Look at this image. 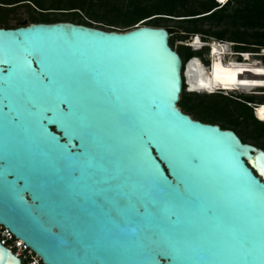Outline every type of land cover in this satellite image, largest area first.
Here are the masks:
<instances>
[{
  "label": "water",
  "instance_id": "95a60500",
  "mask_svg": "<svg viewBox=\"0 0 264 264\" xmlns=\"http://www.w3.org/2000/svg\"><path fill=\"white\" fill-rule=\"evenodd\" d=\"M171 38L0 28V224L43 264H264V150L184 113Z\"/></svg>",
  "mask_w": 264,
  "mask_h": 264
},
{
  "label": "trees",
  "instance_id": "16d2710c",
  "mask_svg": "<svg viewBox=\"0 0 264 264\" xmlns=\"http://www.w3.org/2000/svg\"><path fill=\"white\" fill-rule=\"evenodd\" d=\"M187 4L188 0H0V13L4 11L6 14L4 17L1 16L2 14L0 15V28H19L10 26L5 18L10 11L26 6L37 15L31 16L30 24L72 23L90 28H95L93 23H101L104 26L118 24L129 28V30L124 31L128 32L144 23L146 26L168 29L172 35L170 43L173 49L176 43L174 34L178 35L180 32L186 34L181 37L182 43L201 35L204 43H209L207 40L213 38L219 41L230 40L238 48L236 53L258 54L257 51H248L247 48L251 46L263 47L264 49V41L253 44L245 39L244 34L240 35L238 32L242 28H262L264 30V0H230L223 7L221 4L218 5L212 1L203 5L205 12L189 9ZM182 10L185 11L182 12ZM53 15L56 17L52 18ZM170 21L180 22L186 26L174 29L167 24ZM204 26H208L209 29L203 30L202 27ZM97 29L112 32L103 27ZM232 30H234L233 34ZM229 35L230 38L227 37ZM205 49L208 48L203 50ZM203 50L193 52L190 46H180L177 52L186 65L192 58L200 59ZM211 98L215 101L214 103L195 104V101L199 100L200 97L194 93L187 94L185 86L180 107L194 120L218 125L223 130H232L238 134L244 143H247L243 133L237 130V124L229 121L233 113L228 109L233 107L232 110L239 113V118H249L253 122L254 132L258 134V137L264 136V123L255 119L252 111L253 105L257 103L251 100L243 101L239 98L236 100L241 103L232 102L234 105L232 106L229 104L230 101L228 103L221 101L222 103L219 104V100L216 101L217 97ZM221 99L226 98L221 97ZM258 104H264V102Z\"/></svg>",
  "mask_w": 264,
  "mask_h": 264
},
{
  "label": "bare ground",
  "instance_id": "6f19581e",
  "mask_svg": "<svg viewBox=\"0 0 264 264\" xmlns=\"http://www.w3.org/2000/svg\"><path fill=\"white\" fill-rule=\"evenodd\" d=\"M224 4L228 0H218ZM194 47L200 49L199 40ZM227 56V57H226ZM236 53L227 54L224 43H213L209 58L211 59L210 69L205 68L198 59H192L184 68L185 85L190 92L212 95L214 93H250L257 91V96H264V63L260 60H253L256 55L246 54L243 61ZM256 119L264 123V104L254 105ZM251 165L261 174V170L254 162Z\"/></svg>",
  "mask_w": 264,
  "mask_h": 264
},
{
  "label": "rangeland",
  "instance_id": "374dc122",
  "mask_svg": "<svg viewBox=\"0 0 264 264\" xmlns=\"http://www.w3.org/2000/svg\"><path fill=\"white\" fill-rule=\"evenodd\" d=\"M215 1V3H217L218 5H220L218 3V0H188V4H187V8H191L193 10H198V11H202L205 12V8L203 5H207L210 2ZM185 10H182V12H184ZM2 14V15H1ZM4 11L3 13H0L1 16L4 17ZM6 15V14H5ZM37 16L32 10H30L28 7L26 6H21L18 7L16 9H14V11H10L9 14L6 16V21L7 23L12 26V27H20V26H29L30 24V18L31 16ZM56 15H53L52 18H55ZM60 18V17H58ZM20 24V25H19ZM144 24V23H143ZM171 28H176V27H183L186 26L185 24H180V22H176V21H170L167 23ZM2 26V25H1ZM93 26L95 28H104V29H108L110 31H120V32H124L129 30V28H125L124 26L115 24L114 26H104L101 23H93ZM203 30H208L209 27L208 26H204L202 27ZM217 30V29H216ZM182 31V30H180ZM232 30V34H233ZM241 34H244L245 39H247V41L253 43V44H258L262 41H264V30L262 28H242L239 29L238 31ZM232 34H230L232 36ZM186 34L184 32H180V34H174V37L176 39V43L174 46V49L176 51H178L180 46H190L187 42L182 43L181 37H184ZM230 35L227 36L228 38H230ZM193 43L192 45H195V43L199 40L200 42V47L201 45V40L202 39L201 35H197L193 38ZM209 41V43L213 44V43H224V45L226 46V50H227V54H232L238 51V48L235 47V43L230 42V40H225V41H219L217 39H210L207 40ZM192 51L195 52L197 51L196 48H192ZM249 52H258L260 53L263 49V47H258V46H251L250 48H247ZM211 48L209 47L208 49L203 50V53L200 54V59H198L201 64L205 67V68H209V66L211 65V59L209 58V54H210ZM250 54V53H249ZM227 57V56H226ZM243 61L242 57H235L236 60L240 61L241 59ZM253 60H260L261 62L264 63V58H259V57H253ZM209 70V69H208ZM190 88H188L186 86V93L190 94L191 92L189 91ZM257 91H252L250 93H244V92H236V93H219V94H214L216 96H211V95H207V94H198V93H194L197 96L200 97L199 100L195 101V104H199V103H203V104H210V103H214L215 101L212 100L211 97H217L218 99H216V101H218V103L220 104L221 101H223V103H228L230 101L229 104H231L232 106L233 103L232 102H237L238 100L236 99H242L243 101L247 100V101H253L255 103H263L264 102V96H257L256 94ZM220 97V98H219ZM222 98H226V99H221ZM194 98H196V96H194ZM235 98V99H234ZM222 103V102H221ZM241 103V102H240ZM249 106V105H248ZM251 107V106H250ZM254 107V105H253ZM233 107L229 108L228 110L233 113V115L231 116L230 120L231 123H236V128L238 131H241L244 135V137L246 138V142L248 144L254 145L260 149H264V136H259L258 134L254 132V124L253 122L249 119V118H239L240 115L238 112H235L234 110H232ZM252 108V107H251ZM254 117L256 119V115H255V110L252 108ZM226 120V119H225Z\"/></svg>",
  "mask_w": 264,
  "mask_h": 264
},
{
  "label": "built area",
  "instance_id": "2783aa9c",
  "mask_svg": "<svg viewBox=\"0 0 264 264\" xmlns=\"http://www.w3.org/2000/svg\"><path fill=\"white\" fill-rule=\"evenodd\" d=\"M257 57L264 58V50L258 53ZM0 241L21 258L24 264H43L41 259L31 249L21 240L16 239L15 236L1 224Z\"/></svg>",
  "mask_w": 264,
  "mask_h": 264
}]
</instances>
